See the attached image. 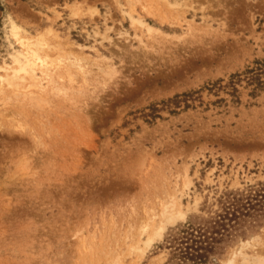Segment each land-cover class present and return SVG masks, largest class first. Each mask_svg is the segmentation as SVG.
Here are the masks:
<instances>
[{
	"label": "rangeland",
	"instance_id": "rangeland-1",
	"mask_svg": "<svg viewBox=\"0 0 264 264\" xmlns=\"http://www.w3.org/2000/svg\"><path fill=\"white\" fill-rule=\"evenodd\" d=\"M133 1L0 0V66L24 61L18 34L43 35L63 61L62 92L43 82L38 107L0 83V264H183L165 239L188 224L209 235L219 217L207 264L264 256V90L139 113L264 59V0ZM163 209L180 217L158 233Z\"/></svg>",
	"mask_w": 264,
	"mask_h": 264
},
{
	"label": "trees",
	"instance_id": "trees-1",
	"mask_svg": "<svg viewBox=\"0 0 264 264\" xmlns=\"http://www.w3.org/2000/svg\"><path fill=\"white\" fill-rule=\"evenodd\" d=\"M242 89H247L251 98L264 90V59L254 60L250 65H246L243 70L230 73L226 78L208 81L199 88L189 89L164 98L159 102L150 103L147 107L139 110L140 117L150 122L155 118H160L161 111L176 114L180 110L208 106L209 104L223 108L239 106L242 102ZM204 92L214 96V100L205 101L203 99ZM261 191L263 194L258 191L255 196L263 199L264 189ZM237 204L238 201L233 200L230 206L234 208ZM233 211H237V208H234ZM223 219L224 217H219L218 220L214 221L216 227L209 235H207V229L194 228L190 224L184 225L175 234H170L165 239V244H168L167 247L170 249L169 260L176 258L183 264H207L213 243L217 241L213 234L223 235L224 231L227 230V224L224 223Z\"/></svg>",
	"mask_w": 264,
	"mask_h": 264
},
{
	"label": "bare ground",
	"instance_id": "bare-ground-1",
	"mask_svg": "<svg viewBox=\"0 0 264 264\" xmlns=\"http://www.w3.org/2000/svg\"><path fill=\"white\" fill-rule=\"evenodd\" d=\"M127 2L129 4H132L134 1L133 0H127ZM146 4H148V3H146ZM151 9H152V7H151ZM143 10L146 12V14L151 15V16H153V15L155 16L157 14L156 13L157 10H156V12H154L155 9L153 11L150 10V6L149 5L144 6ZM93 12L97 13L96 10H94ZM163 19H165V15H164V18H162V20ZM132 20H133L134 23L136 22V24L138 23L140 26L144 27V32H146L147 34H150V32L153 31V29L150 26H148L145 23H143L140 19H133L132 18ZM50 31H51V29H48V32H50ZM52 35H53L54 38H57V34L56 33L53 32ZM16 37H17L19 43L22 45V47H23V49H24V51L26 53L24 61L22 62L18 58H14L13 59V63L15 64V68H9V67H5V66H0V71L2 72V75H0V83L2 85L4 84L5 87L13 88V93H14L15 96L19 95V94H22L24 97L25 96H27V97L29 96L28 99L29 98H31V100H34V98L37 99V100H35V102L32 101L33 103H35L37 105L41 101V97L40 98H38V96L36 97V94L37 93L39 94L41 92L43 93V91L45 89V86L43 85V82L46 83V85H48V84H51V85L53 84L54 85V83H56V81H57L54 78L55 76H54V72L52 70H53L54 67L58 68L59 66L57 65V63H59V64L61 63L62 64L63 61L61 59H59L60 56H57V55L55 57L51 56V52L53 50H57L58 51L57 47H59V46L51 45L50 43H48L50 41H47V39L43 38L44 36L41 35V34H39L36 37H33L32 39L31 38L22 37L20 34L16 35ZM65 54H66V52H65ZM53 55H55V54H53ZM66 56L63 55L64 61H65V59L67 61L65 65L68 66V67L74 66V67H72V69L73 68L79 69L78 71L80 72V65H78L73 58H72L73 60H71L69 58V56H67V58H66ZM106 67H105L106 71H104L105 74L106 75L108 74L109 76L112 75L114 73L115 69L110 67V65H108V66L106 65ZM64 72L66 73V74L65 73L64 74L68 77V78L66 77V79H68L70 81H73L72 78H71V75H70V73L68 71V68H65ZM37 73H39L40 75L37 76L36 75ZM57 74H59V73L57 72ZM80 74L84 75L83 72L82 73L80 72ZM61 78H63V77L61 75H58L57 79H61ZM101 81H100V83L103 84V83H105L106 80H103L104 82H101ZM60 85H62V84H60ZM0 87H1V85H0ZM52 87H51V91H52ZM62 88L63 87L59 88L58 86L54 85L53 91H57V90L59 91L60 90L62 92V90H63ZM19 89L20 90L22 89V90L20 91ZM42 100H44V98H42ZM41 103L42 102H40L39 105ZM46 104L47 103H45V105ZM39 105H37V107ZM12 127H14V125ZM14 128L18 129L19 131H23V130L25 131L26 126H25V124L17 121V125H15ZM19 163H18V165H20ZM24 167L26 168L25 165H24ZM30 173H32V172H30ZM174 197L175 196H173V199H174ZM178 199H179V197H178ZM165 210L166 209H163V211H162V216H163L162 219L159 221V223L157 224L156 228H153V229H155V232H157V230H158V233H160L165 228V225L167 223L168 224L174 223L177 220V218L180 217V214H178V213L166 212ZM149 243H150V238H148L147 240H144V248L142 250H140V252H143L146 249V247H148ZM245 256L246 255L243 256L244 260H243V262L241 264H248L249 261H247L248 259H246ZM258 257H260V258H258ZM258 257H254L253 256V258H256L254 262L251 261L253 258L250 259L252 264H264V256L262 257V255L261 256L258 255ZM119 261H120V259H119ZM232 262H234V261H231L229 263H232ZM232 264H234V263H232Z\"/></svg>",
	"mask_w": 264,
	"mask_h": 264
}]
</instances>
